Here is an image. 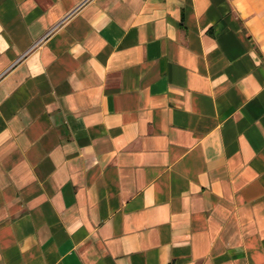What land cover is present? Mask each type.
I'll list each match as a JSON object with an SVG mask.
<instances>
[{
  "label": "crops",
  "instance_id": "crops-1",
  "mask_svg": "<svg viewBox=\"0 0 264 264\" xmlns=\"http://www.w3.org/2000/svg\"><path fill=\"white\" fill-rule=\"evenodd\" d=\"M0 264H264V0H0Z\"/></svg>",
  "mask_w": 264,
  "mask_h": 264
}]
</instances>
